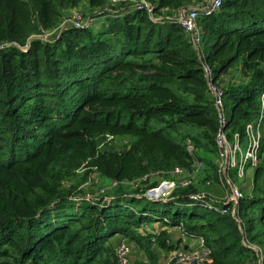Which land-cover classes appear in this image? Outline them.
<instances>
[{
    "label": "trees",
    "instance_id": "1",
    "mask_svg": "<svg viewBox=\"0 0 264 264\" xmlns=\"http://www.w3.org/2000/svg\"><path fill=\"white\" fill-rule=\"evenodd\" d=\"M84 1L0 0V264H118L117 237L135 246L132 264H162L179 248L166 229L180 225L209 248L204 264H264V146L236 216L222 213L226 201H194L202 182L167 201L143 197L195 157L203 181L218 183L201 156L217 155L222 128L205 64L230 102L229 138L243 141L259 119L264 0L200 12L203 58L176 18L209 0H146L157 22L125 2L87 0L101 23L62 27ZM147 175L156 176L135 187ZM93 176L117 186L87 198ZM129 195L178 209L139 212Z\"/></svg>",
    "mask_w": 264,
    "mask_h": 264
},
{
    "label": "built area",
    "instance_id": "2",
    "mask_svg": "<svg viewBox=\"0 0 264 264\" xmlns=\"http://www.w3.org/2000/svg\"><path fill=\"white\" fill-rule=\"evenodd\" d=\"M113 4L119 2H125L131 4L135 9L139 11L147 12L151 19L155 22L162 20V18L154 19V6L146 0H112ZM222 5V0H209L207 5L202 9H190L182 10L181 14L176 18L177 23L185 30V32L191 37L192 43L197 50L201 58L202 54V35L203 31L198 22L199 13L202 12L206 16L213 15L220 10ZM171 20L170 17L166 18ZM94 21L91 22V24ZM81 24L78 23L76 28H83ZM205 77L208 82L209 90L214 97L215 107L217 109L219 119L221 122V130L216 136V145H217V176L218 184L223 185L228 188L227 198L224 200L228 203V207L222 211L223 214L231 213L236 216L241 200L244 195L237 185H235L230 177L232 170H236L237 176L242 179H247L248 169L254 170L259 163V155L262 148V136H261V125L264 121V94L262 95V109L261 114L256 124H248L245 129V139L248 141V150L246 153L242 150V136L239 134L234 135L231 140L228 134L225 132V126L227 124V117L225 113V99H224V90L221 86L213 80V73L211 68L205 64ZM188 152L190 154L195 153L194 144L188 141L186 143ZM240 158V159H239ZM205 167L203 161L193 159L191 166V171H187L182 168H176L172 173L171 180H161L158 186L155 188H150L144 192L143 197L150 201H167L176 189L188 188L193 186L196 176L200 171ZM156 175H147L141 180L137 181L135 187L140 186L142 183L147 182L154 178ZM214 182L208 180L206 186H211ZM113 187L117 186V183L112 185ZM101 194L105 193V190L100 191ZM209 196L205 193H199L196 196H193L194 201H204V198ZM90 197V196H89ZM87 197V198H89ZM181 233H183V225L176 227ZM199 248L196 250L193 249H184L178 248L174 252L168 254L167 258L162 262V264H204L210 258V250L206 247L204 240H198ZM132 247L129 241L125 238H122L117 244L116 247V258L118 264H132Z\"/></svg>",
    "mask_w": 264,
    "mask_h": 264
},
{
    "label": "rangeland",
    "instance_id": "3",
    "mask_svg": "<svg viewBox=\"0 0 264 264\" xmlns=\"http://www.w3.org/2000/svg\"><path fill=\"white\" fill-rule=\"evenodd\" d=\"M102 13H103L102 9H92L88 5V1L85 0L81 4L80 8H78L76 10H71L68 13H66L65 20L62 24V27H65L67 25L77 26L78 23H83V25L81 24V27H83V28H95L101 23V20L99 18L101 17ZM92 21H94V22L91 24ZM230 108H231L230 102L225 101L226 117H228V115H229ZM257 122H258V120L254 124H256ZM260 132H261V136H262L261 144L263 147L264 146V121L262 122ZM242 150L244 153H246L248 150V141L246 139H243ZM201 156L211 160L213 163H215L217 165L218 155L203 154ZM204 170H205V167L196 176V179L194 181L193 186H198V185H200V182H202L200 193L207 194V192H205V191H206L207 187H209V186H206V182H207L206 180L203 181L204 175H205ZM247 172H249L247 179H242V178L238 177L236 170L231 171L230 177H231L232 182L240 188H242L244 186V184L246 183V187H249L248 191H250L251 185H252L254 170L250 171L248 169ZM169 180H171V179H169ZM221 187L223 188L222 195H225L227 193L228 188L223 186V185H221ZM100 190H105V193H107L109 191H113L114 189H113L111 180L104 178V177H97V176L94 177L93 176L91 178V180L85 186H83V191L85 192L86 197L96 196L98 193H100ZM128 198H130V199L126 202V205L129 204L139 212L145 211L147 213L153 214L154 216H162V217L168 218L167 216H165L166 214H164L165 211H169V212H171L170 214H173L178 209V207L175 205L168 206V205H165L162 203L148 204L147 200L142 201V202H135V203L133 202L132 203L131 195H129ZM147 228L151 229V227H149V226H147ZM192 240L198 241L196 239H192ZM131 247H132V249H134L135 246L133 247V245H131ZM133 256H136L135 253Z\"/></svg>",
    "mask_w": 264,
    "mask_h": 264
},
{
    "label": "crops",
    "instance_id": "4",
    "mask_svg": "<svg viewBox=\"0 0 264 264\" xmlns=\"http://www.w3.org/2000/svg\"><path fill=\"white\" fill-rule=\"evenodd\" d=\"M222 190L223 188L220 184L213 183L211 186L207 187L205 192H207L210 197L216 199L217 201H224L227 198V193L222 195ZM158 227H161V224H158ZM166 230L170 234L172 243L177 244L180 248L193 250L199 248L200 245L198 241L192 240L191 238L183 235L177 228H167ZM120 240H122V237H117L113 241L117 244Z\"/></svg>",
    "mask_w": 264,
    "mask_h": 264
},
{
    "label": "water",
    "instance_id": "5",
    "mask_svg": "<svg viewBox=\"0 0 264 264\" xmlns=\"http://www.w3.org/2000/svg\"><path fill=\"white\" fill-rule=\"evenodd\" d=\"M190 10V8L185 9V11Z\"/></svg>",
    "mask_w": 264,
    "mask_h": 264
}]
</instances>
